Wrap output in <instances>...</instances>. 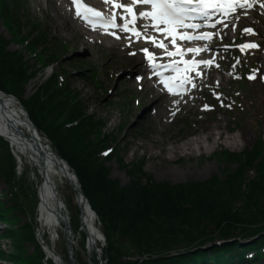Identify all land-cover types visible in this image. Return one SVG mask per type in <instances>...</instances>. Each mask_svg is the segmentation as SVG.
Wrapping results in <instances>:
<instances>
[{"label": "trees", "instance_id": "obj_1", "mask_svg": "<svg viewBox=\"0 0 264 264\" xmlns=\"http://www.w3.org/2000/svg\"><path fill=\"white\" fill-rule=\"evenodd\" d=\"M7 1L0 0L1 24L11 27L18 42L34 51L39 37L29 41L15 33L21 26L17 15L20 0H10V9L6 8ZM26 24L31 25L27 21ZM7 47L0 35V92L19 101L35 130L76 175L101 224L106 264H253L252 259L245 257L247 252L256 253L254 261L264 259V142L260 137L243 155L222 156L238 165L222 181L214 178L181 186L151 181L141 184L142 165L138 163L128 170L130 182L120 187L107 178L103 160L98 156L111 137L91 139L98 135V121L83 114L75 94L66 85H59L56 75L24 100L25 87L33 73ZM53 58L49 52L41 65L52 63ZM14 169L7 144L0 139V177L10 189ZM250 172L254 174L251 178ZM10 194L15 200L12 209L25 213L27 209L18 194ZM12 209L3 210L0 203V219L5 220ZM257 235L261 237L247 247L235 240ZM0 238L13 240L15 249L9 256L0 251V260L41 264L38 248L34 256L26 255L24 243H34L31 225L25 224L19 231H5ZM232 240L214 246L216 241ZM207 245L212 247L200 250ZM173 254L179 256L171 257ZM133 258L147 261L128 260Z\"/></svg>", "mask_w": 264, "mask_h": 264}, {"label": "rangeland", "instance_id": "obj_2", "mask_svg": "<svg viewBox=\"0 0 264 264\" xmlns=\"http://www.w3.org/2000/svg\"><path fill=\"white\" fill-rule=\"evenodd\" d=\"M259 3H264V0H259ZM6 8H12L10 0L6 2ZM45 8V0H20L17 15L21 26L19 31H15L18 36L26 37L29 41L39 37L35 52L38 50L41 57H46L49 52L53 53L54 61L44 72L39 67L38 59L31 56L29 49L24 50L19 46L20 43L12 35L11 27L8 29L0 22V35L8 43V52L17 53L29 69L28 72L33 73L25 87L23 99L30 97L46 83L51 73L61 75L64 84L78 99L83 114L99 123L98 135H94L91 139H96L98 136L100 138V135L111 137L107 138V143L109 148L115 149L116 152L103 166L107 170V178L120 187L130 182L128 170L133 164L138 163L142 165L141 184L151 181L181 186L202 183L214 179L213 176L221 177L223 173L233 172L238 167L237 164L225 160L222 156L227 153L239 154L244 149L250 150L254 146L258 133L261 135L264 133V9H257L253 15H246L240 23V29H252V33L255 30L258 34H249L246 31L241 33L239 37L243 43L256 44L258 47L241 50L235 57L232 53L221 55V68L209 72L200 81L196 93L186 101L192 106L188 105L176 113L166 115L162 106L157 108L164 104L162 100L154 105L157 97H153L150 90L143 87V91L138 92V86L132 81L125 80L121 74L125 67L132 65L127 55L130 51H123L121 45L118 49H111L106 42L99 44L96 41L79 46L77 41L80 35L70 27L62 25L63 16L52 9L44 11ZM26 21L32 23V28L31 25L26 24ZM235 37L236 32L232 31L230 38L233 40ZM70 52H72L71 55ZM257 54H259L261 66L258 65L256 71L251 69L253 65L251 59ZM243 69L248 70L245 75ZM97 70L99 83L90 82L86 76L89 77L90 73L94 76ZM242 76L247 79L250 76L255 77L254 81L259 80L257 86L252 84L245 91H241L244 88L238 85V81H242ZM239 95L244 97V103L231 113L225 106L227 99L229 103L233 101V105L239 100L237 98ZM119 96H130L133 99L132 105L130 98L127 99L129 103L127 113L118 109L120 105L117 107L116 104H112V102H118ZM250 96L256 98L255 106H252L248 100ZM137 105L142 108L139 110ZM236 119L239 122L238 128L233 134L228 133L227 131L232 132L234 128L232 124ZM259 124L262 125L259 126ZM217 126L220 130L214 131ZM208 132L216 135L213 141L216 140L217 145L212 146L208 151L196 152L194 157L181 153L176 159L170 161L172 156L168 153L170 148L182 145L196 138L197 135ZM220 133H222L221 137L217 136ZM41 139L52 150L44 137L41 136ZM229 139L237 140L239 150L230 151L224 147ZM260 139L264 142L263 136ZM29 171L27 166L22 169L17 167L11 185L17 191L26 209L31 214L34 211L36 215L38 204L36 190L33 181L30 182L27 177ZM253 176L254 174L250 172L249 177ZM62 188V196L74 232V262L87 264V254L82 248L80 209L70 186L64 183ZM5 190L6 185L3 180H0V193ZM16 216L22 219L20 214ZM95 224V228L99 229L97 223ZM32 227L40 238V226L37 227L34 219ZM59 234L60 241L56 243L55 250L65 260L64 244L61 233ZM42 240L49 243L48 235L44 234ZM24 245L28 253L33 251L34 246L28 243ZM99 246L104 253L106 246L103 243ZM10 248V242L0 241L2 253L8 252ZM99 251L100 248H98ZM43 263L50 264L45 261ZM0 264L9 263L0 261Z\"/></svg>", "mask_w": 264, "mask_h": 264}, {"label": "bare ground", "instance_id": "obj_3", "mask_svg": "<svg viewBox=\"0 0 264 264\" xmlns=\"http://www.w3.org/2000/svg\"><path fill=\"white\" fill-rule=\"evenodd\" d=\"M251 1V0H248ZM47 8L52 6L51 0H46ZM63 18L65 25L69 22L77 30L79 29L76 24L72 22L70 17L63 11ZM67 26V25H65ZM83 38L78 40L79 46L84 45L85 41L88 40H103L99 37H90L84 33H81ZM110 47H116L112 43H109ZM154 93H157L154 91ZM188 104V103H187ZM178 106H185V103L178 102L174 107L170 104L166 107H162L164 111H172ZM220 128L217 126L214 131H219ZM222 133L217 134L221 137ZM214 133H205L197 135L196 138L191 139L182 145L172 147L169 149V155H172L170 161L176 159L179 154L185 156L194 157L196 152L208 151L212 146L217 145ZM0 137L3 138L9 145L10 151L14 156L17 167L19 169L27 166L30 171L27 175L29 181H33L35 186V192L38 201V222L40 225V234H47L49 237V248L46 249L47 257L54 262V264H67L56 256L54 249L57 242L60 241L61 237L65 235V242L71 248L73 253L74 236L70 231L66 229L65 225H69L67 220V208L64 203L61 189H63L64 183L71 186L74 195H76V183L65 163L59 161L53 152L43 143V140L32 130L27 122L22 109L18 103L8 97L0 95ZM213 141L212 144H210ZM209 144V145H206ZM224 147L230 151L239 150L237 140H227ZM171 174V172H168ZM76 203L83 211V219L81 225L84 230L88 232V247L85 252H88V262L93 264L92 256L94 251L98 250V245L101 243L102 238L100 237L97 230L94 229L95 218L88 210L87 206L84 205L82 199L76 195ZM82 230V229H81ZM85 231V232H86ZM86 232V233H87ZM74 256V253H73Z\"/></svg>", "mask_w": 264, "mask_h": 264}, {"label": "snow or ice", "instance_id": "obj_4", "mask_svg": "<svg viewBox=\"0 0 264 264\" xmlns=\"http://www.w3.org/2000/svg\"><path fill=\"white\" fill-rule=\"evenodd\" d=\"M105 2L108 3L110 2V0H105ZM111 2L113 8H122L123 11L129 16L135 17L136 13L134 12L133 7L115 3L114 0H111ZM72 4L75 6L77 16H79L81 19H85L87 22H92L90 18L94 17L96 18V21L99 22L101 28L107 29L117 26L115 23V14H113V16L109 19H104L100 12L91 7L85 6L82 0H72ZM132 4H142L150 6L151 11L140 12L139 17L142 19H149L151 21L152 28L156 29L165 38L170 36L171 44L175 51H168L167 47L162 42H158L153 37H145V40L146 42H151L155 47L163 49L169 58H182L185 55V51L176 46L177 38L186 41L211 39V36L208 34L193 36L180 31L181 29H197L199 27V25L190 24L187 23V21L207 17L209 12L216 10L228 13L231 12L237 5H239V7L241 8L252 7V4L249 3L248 0H244V3H240L239 0H132ZM260 7L264 8V3H261ZM120 19L126 21L122 27L123 31H131L133 36H136L137 38L141 37L140 32L135 31L134 27H129L127 16H121ZM131 24L133 26L135 25V19L131 21ZM245 31L249 34H253L252 29H246ZM257 47L258 45L256 44H245L241 50L243 51L244 49H254ZM202 50L203 49L199 48H189L187 49V52L192 53L193 55H198ZM143 51L150 62L155 60V57L152 54H149L147 48L143 49ZM180 63L184 65L183 69H181L178 65L153 64V70L157 71L158 69H163L171 70L176 73H180L181 71H183L184 73H188L197 68L199 64L203 63L205 65H211L212 61H192L191 63H189L188 61H184L183 59H181ZM197 75H199V73H197ZM254 78L255 77L253 76L249 77V79ZM173 79H178L181 81V83L190 82L186 75L184 77L177 76ZM161 82L164 83V86L170 93H173V88L170 87L169 81L164 80L162 77Z\"/></svg>", "mask_w": 264, "mask_h": 264}, {"label": "water", "instance_id": "obj_5", "mask_svg": "<svg viewBox=\"0 0 264 264\" xmlns=\"http://www.w3.org/2000/svg\"><path fill=\"white\" fill-rule=\"evenodd\" d=\"M74 178H75V176H74ZM75 181H76V187H77L76 191H77L78 195L83 198L84 203H85L86 200H85V198H84V196H83V194H82V192H81V190L79 188V183L76 180V178H75ZM65 228L66 229H69V226L68 225H65ZM63 236H64V241H65L66 240L65 239V235H63ZM65 245H66V252H67V256H68V264H74V261H73V258H72L71 248H70V246H68L66 244V242H65ZM96 254H97V256H96V262H97V264H102L101 255L98 252H96Z\"/></svg>", "mask_w": 264, "mask_h": 264}]
</instances>
